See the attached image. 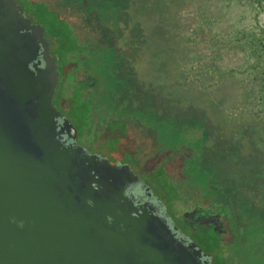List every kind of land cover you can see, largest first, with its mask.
I'll use <instances>...</instances> for the list:
<instances>
[{
  "label": "flooded vegetation",
  "instance_id": "obj_1",
  "mask_svg": "<svg viewBox=\"0 0 264 264\" xmlns=\"http://www.w3.org/2000/svg\"><path fill=\"white\" fill-rule=\"evenodd\" d=\"M15 2L0 0V75L81 201L163 218L204 264H264L260 119L194 125L171 30L114 39L78 0Z\"/></svg>",
  "mask_w": 264,
  "mask_h": 264
},
{
  "label": "water",
  "instance_id": "obj_2",
  "mask_svg": "<svg viewBox=\"0 0 264 264\" xmlns=\"http://www.w3.org/2000/svg\"><path fill=\"white\" fill-rule=\"evenodd\" d=\"M54 160L0 75V264H204L163 218L81 201Z\"/></svg>",
  "mask_w": 264,
  "mask_h": 264
},
{
  "label": "rangeland",
  "instance_id": "obj_3",
  "mask_svg": "<svg viewBox=\"0 0 264 264\" xmlns=\"http://www.w3.org/2000/svg\"><path fill=\"white\" fill-rule=\"evenodd\" d=\"M78 7L87 18L101 16L92 22L114 39L124 26L142 40L173 32L174 65L188 67L182 83L196 105L187 115L194 125L224 117L239 126L252 117L264 128V0H78Z\"/></svg>",
  "mask_w": 264,
  "mask_h": 264
},
{
  "label": "trees",
  "instance_id": "obj_4",
  "mask_svg": "<svg viewBox=\"0 0 264 264\" xmlns=\"http://www.w3.org/2000/svg\"><path fill=\"white\" fill-rule=\"evenodd\" d=\"M256 1H258V0H256Z\"/></svg>",
  "mask_w": 264,
  "mask_h": 264
}]
</instances>
